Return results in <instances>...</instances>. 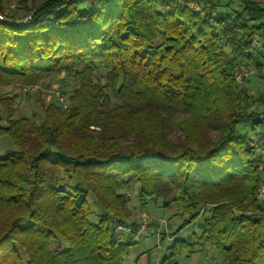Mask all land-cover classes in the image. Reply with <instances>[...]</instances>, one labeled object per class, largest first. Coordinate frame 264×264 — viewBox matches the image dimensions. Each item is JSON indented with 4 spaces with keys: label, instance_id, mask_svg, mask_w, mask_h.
<instances>
[{
    "label": "trees",
    "instance_id": "1",
    "mask_svg": "<svg viewBox=\"0 0 264 264\" xmlns=\"http://www.w3.org/2000/svg\"><path fill=\"white\" fill-rule=\"evenodd\" d=\"M83 1L22 2L29 21H0V87L73 83L66 108L43 103L39 122L14 118L12 98H0V137L13 146L0 158V264H123L138 235L116 230L136 221L124 187H135L138 212L154 200L185 217L172 237L207 214L196 242L172 239L158 264L195 246L221 264H264V170L248 141L264 129V88L233 77L252 63L264 86V5ZM252 39L261 47L245 56ZM243 121L251 128L239 134ZM89 193L102 211L95 224Z\"/></svg>",
    "mask_w": 264,
    "mask_h": 264
},
{
    "label": "rangeland",
    "instance_id": "2",
    "mask_svg": "<svg viewBox=\"0 0 264 264\" xmlns=\"http://www.w3.org/2000/svg\"><path fill=\"white\" fill-rule=\"evenodd\" d=\"M43 0H14V3L12 6H10V2L8 0H0V14L4 16L5 19H7L8 16L14 15L16 18V22L23 23V20L28 17L24 16L25 9H22V2H25L26 5L30 7H35L38 4H40ZM89 0L83 1L84 5L88 3ZM82 6L81 4L79 5ZM9 19V18H8ZM7 19V20H8ZM29 21V20H28ZM62 75L59 77L52 75L49 78H45L43 80H40L34 84H16L12 86L7 87H0V98L3 97H10L12 98V106L15 109L14 118H28L31 120L32 115L35 116V119L37 122H39L42 118V109L41 105L44 103L45 105L48 104H54L60 108H66L67 106V98L69 97L71 90L73 89V83L69 78H65L62 82H60L62 79ZM252 78H256V76L249 77V82H245L242 87L250 88L251 91H258L259 89L264 88L261 84L256 85L255 82L252 80ZM256 85V87H255ZM24 89L26 91H24ZM56 91V93H55ZM261 91V90H259ZM114 102V101H113ZM7 112L5 109H3L2 106H0V126L5 125ZM251 125L247 122H239L237 124V132L239 134H244L246 131H250ZM259 131H264V129H256L253 131V133H258ZM179 135V134H176ZM173 134L169 135L168 137L173 139ZM13 150L12 142L8 137H0V158L4 157L6 155V152ZM133 188H126L124 187L122 190L128 194V200H129V207L130 210L133 211L134 216L133 219L137 218V212L138 209V203H136V199H134L135 194ZM119 191V190H118ZM87 203L92 211V216L89 219V221L93 224L97 223L98 218L102 215V211L99 208V206L96 204V201L91 193L87 196ZM156 210H155V209ZM154 209V211H151L152 214L155 215L157 213L160 215L163 219H159L158 223H162L163 227H168L169 231L172 234H175L178 228L181 226L183 219L178 216V210L175 207H170L169 209H163L160 207L159 201H148L145 210L150 211ZM144 211L145 213H147ZM207 217V214L201 215L196 221L193 222V224L184 231V233H178L176 234V239H183L186 240V235L189 238V242L192 243L193 240L191 239L192 231L196 230L198 231V227H200V224L204 218ZM149 222V219H148ZM161 228V230H164V228ZM148 228V227H147ZM157 228V227H156ZM155 228V229H156ZM154 228L147 229L145 231H142L140 234L131 238V242L133 245L129 248L128 254L123 260V264H134V261L137 257H141L142 255H154V254H160L161 252H165V248L168 247L169 240L165 239L161 241V246H157L154 232ZM152 234H151V232ZM165 233V231L163 232ZM162 233V234H163ZM148 238V239H145ZM168 240V241H167ZM171 241V240H170ZM61 248L66 249L67 245L63 241H59ZM160 252V253H159ZM168 250L166 251V254H162L160 256V260L164 257L168 256ZM219 258V262H220Z\"/></svg>",
    "mask_w": 264,
    "mask_h": 264
},
{
    "label": "built area",
    "instance_id": "3",
    "mask_svg": "<svg viewBox=\"0 0 264 264\" xmlns=\"http://www.w3.org/2000/svg\"><path fill=\"white\" fill-rule=\"evenodd\" d=\"M61 2L67 3L70 0H59ZM10 2V6L13 5L14 0H8ZM181 2V1H179ZM186 6L192 9L193 11H198L199 6L193 3H186ZM30 19V17H26L23 20V23L27 22ZM0 21H6L4 16L0 14ZM261 47V42L258 39H252L250 42V46L248 49L244 51V55L248 56L249 54L256 52ZM256 74V68L252 63L244 64V63H238L233 68V77L235 82L238 85H243L249 77L254 76ZM24 91H26L24 89ZM56 93V91H55ZM248 141H249V147L254 148L257 152V162L259 165L260 170H264V137L261 136L260 133H248ZM257 203L262 205V208H264V182H262L257 189ZM163 222L158 223V227L155 229V240L157 243H159L161 234L164 232L161 230L163 227ZM136 228V233L140 234L142 231H145L148 227V214L145 212H138L135 226L132 225H122L118 224L116 226V230L120 232H126L130 233L133 228ZM165 229V226L163 227Z\"/></svg>",
    "mask_w": 264,
    "mask_h": 264
},
{
    "label": "crops",
    "instance_id": "4",
    "mask_svg": "<svg viewBox=\"0 0 264 264\" xmlns=\"http://www.w3.org/2000/svg\"><path fill=\"white\" fill-rule=\"evenodd\" d=\"M234 1L236 2V0H234ZM247 1L259 4V5H264V0H247ZM255 76L257 77V71H256ZM248 89H250V88H248ZM154 209H152L150 211H148V210L146 211L147 214H148V218H149V226H148L147 229H151L152 230L154 228L153 231H155V228L158 227V220L159 219H163L157 213H155V215L151 213V211H154ZM192 224L193 223H191L190 225H188L185 228L181 229L178 233L179 234L180 233L181 234L184 233V231L189 229V227ZM163 231H165V233L161 234V238H160L159 243L156 242L157 246H159V245L161 246V241L162 240L168 239L169 240V244H171L172 239H176V235L174 237H172L173 234L169 231L168 227H165V229ZM152 232H151V234H152ZM192 232L193 233L191 234L192 235L191 239L193 240L192 243H194V242H196V239H197V237L199 235V231H197V227H196V230L192 231ZM135 236H137V235H135ZM186 238L189 240L187 235H186ZM145 239H148V238H145ZM187 239H186V241L189 242ZM168 247L165 248V252H163V253L159 252L160 254L142 255L141 257L140 256L137 257L136 259L138 260V264H158L159 261H160V258H161L160 256H162V254H166V251H167ZM219 258L221 259V257L215 251H213L211 249H208V248H201L199 246H195L194 252L191 255L183 254L182 256L179 257L178 261H179V264H221V260L219 262Z\"/></svg>",
    "mask_w": 264,
    "mask_h": 264
}]
</instances>
